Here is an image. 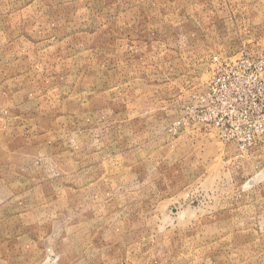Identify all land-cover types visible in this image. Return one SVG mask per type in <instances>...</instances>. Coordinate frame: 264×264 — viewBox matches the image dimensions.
Segmentation results:
<instances>
[{
	"label": "rangeland",
	"instance_id": "rangeland-1",
	"mask_svg": "<svg viewBox=\"0 0 264 264\" xmlns=\"http://www.w3.org/2000/svg\"><path fill=\"white\" fill-rule=\"evenodd\" d=\"M0 264H264V0H0Z\"/></svg>",
	"mask_w": 264,
	"mask_h": 264
}]
</instances>
